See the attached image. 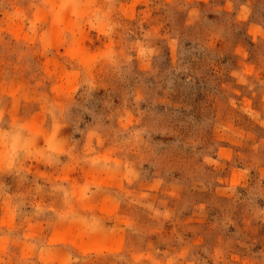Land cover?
Instances as JSON below:
<instances>
[{
	"label": "rangeland",
	"instance_id": "374dc122",
	"mask_svg": "<svg viewBox=\"0 0 264 264\" xmlns=\"http://www.w3.org/2000/svg\"><path fill=\"white\" fill-rule=\"evenodd\" d=\"M0 264H264V0H0Z\"/></svg>",
	"mask_w": 264,
	"mask_h": 264
}]
</instances>
